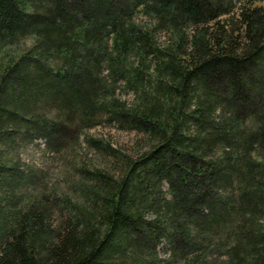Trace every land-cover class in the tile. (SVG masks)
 Returning a JSON list of instances; mask_svg holds the SVG:
<instances>
[{"label":"trees","instance_id":"trees-1","mask_svg":"<svg viewBox=\"0 0 264 264\" xmlns=\"http://www.w3.org/2000/svg\"><path fill=\"white\" fill-rule=\"evenodd\" d=\"M0 264H264V0H0Z\"/></svg>","mask_w":264,"mask_h":264},{"label":"rangeland","instance_id":"rangeland-1","mask_svg":"<svg viewBox=\"0 0 264 264\" xmlns=\"http://www.w3.org/2000/svg\"><path fill=\"white\" fill-rule=\"evenodd\" d=\"M88 135L105 140L106 142L118 147L122 152L127 154H135L140 147L138 141L139 136L131 131L116 129L113 126L101 125L86 131ZM42 140L26 144L20 148L21 159L31 162L41 170V174L48 182L62 181V174L69 165L80 164L86 166H105L107 159L96 152L93 148L81 142L74 149L63 154H55L53 152L43 150ZM166 189V186H164ZM159 253L165 256V248L162 244L159 247Z\"/></svg>","mask_w":264,"mask_h":264}]
</instances>
